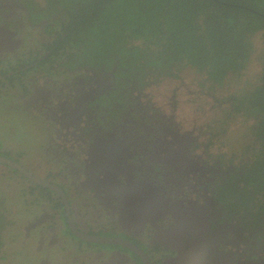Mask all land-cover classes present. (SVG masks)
<instances>
[{
	"label": "flooded vegetation",
	"instance_id": "flooded-vegetation-1",
	"mask_svg": "<svg viewBox=\"0 0 264 264\" xmlns=\"http://www.w3.org/2000/svg\"><path fill=\"white\" fill-rule=\"evenodd\" d=\"M30 13L23 0H0V116L2 131L20 117L39 127L41 139L29 147L38 161L25 160L26 152L12 157L9 147L0 155L56 189L0 163L31 189L20 249L9 252L4 244L0 264H264V241L254 238L260 226L250 227L258 213L228 208L223 199L233 188L238 194L251 188L243 174L253 141L239 159L210 154L209 137L200 142L207 133L180 130L174 114L142 102L143 87L116 76V66L89 64L77 54L43 62L51 48H37V60L24 66L7 64L29 56L26 26H47ZM26 247L33 255L23 262Z\"/></svg>",
	"mask_w": 264,
	"mask_h": 264
},
{
	"label": "trees",
	"instance_id": "trees-1",
	"mask_svg": "<svg viewBox=\"0 0 264 264\" xmlns=\"http://www.w3.org/2000/svg\"><path fill=\"white\" fill-rule=\"evenodd\" d=\"M23 1L31 9V21L46 19L47 26L43 29L53 34V38L41 42L45 52L51 48L43 62H57L63 55L82 57L81 52L86 50L83 57L92 64L116 66V76L131 79L142 87L149 82L144 79L176 76L187 67L205 76L201 86L205 81L211 83V88L219 86L228 75L233 72L240 75L246 69L254 53L252 37L257 32L264 43V0H45L44 5L36 0ZM34 14L38 15L37 19L33 18ZM262 58L264 65V52ZM35 59L16 62L10 59L6 63L20 67ZM16 78L18 75L12 74L7 82ZM228 115H240L252 122L248 132L256 146L243 174L251 188H244L241 194L233 188L223 199L228 208L243 205L258 213H251L254 218L250 227L256 231L260 226L254 238L264 241V71L259 84L234 99L233 109L226 118H230ZM224 118L220 126L224 125ZM219 131L217 135L224 133V128ZM250 150L247 147L241 156ZM228 161L232 162V158ZM15 182L23 185L22 180ZM20 191L23 200V195L31 189ZM3 192L0 252L5 244L3 233L11 224ZM233 194L241 200L234 202ZM12 233L11 237L15 238V232Z\"/></svg>",
	"mask_w": 264,
	"mask_h": 264
},
{
	"label": "rangeland",
	"instance_id": "rangeland-1",
	"mask_svg": "<svg viewBox=\"0 0 264 264\" xmlns=\"http://www.w3.org/2000/svg\"><path fill=\"white\" fill-rule=\"evenodd\" d=\"M36 1L41 5H44L46 2L45 0ZM260 1L262 2L263 0ZM40 13L41 12H39V14ZM37 17L38 15H33L34 19H37ZM16 22L18 25L19 19H17ZM23 22H25V19H23ZM43 28H30L26 26L23 30V36L26 38L23 51L24 53L28 52L29 56L27 59L29 58V60L33 57H36L35 60H37L38 55L41 54L37 53V55H35V52H33L34 50H38L37 48L41 49V40L53 38V34L44 31ZM54 28L56 27H53V29ZM252 42L254 44V53L252 54L250 63L242 74L236 75L237 73L233 72L235 74L228 75L225 82L213 88H211V83L209 81H205L206 84L201 86L200 82L205 80V76L196 73L193 68L189 67L179 71L176 76L159 77V79H144L149 82L143 85V92L141 91L142 102H147V99L150 100V103L165 116L174 114L173 119L175 123L179 125L180 130H191L193 134H198V128H201L203 132L207 133V136L205 137L202 133L200 142L206 141V138L209 137L211 142L209 147L210 154H224L227 157L235 155L236 158L239 159L245 146L252 141V137H250L248 132L251 121L245 120L244 117L240 115H228L230 118H226V115L233 109L234 99L259 84V79L262 77L264 71L262 61L264 43L260 32H257L252 37ZM85 53L86 50L81 52L83 55H86ZM35 60H31L30 62L32 63ZM84 61L92 64L86 56L84 57ZM31 72H29V76ZM33 72H35V70ZM2 95L4 94L2 93ZM2 111L3 109L1 112ZM12 118L16 120L14 117ZM20 118V121L14 122V128L7 126L8 129L3 131L4 134L0 135V140L3 141L0 142V147H9V152L13 154L12 157H16L17 155L20 156L26 152L27 157H25V160L28 158V161L35 163L38 161V156L35 154L34 148L33 150H29V147L30 144L34 142V139H41L40 136H35L36 132L39 131V127L38 129L35 127L33 130L31 128L33 125L31 121L23 119V117ZM222 118H224V125L220 126L222 125V123L220 124ZM0 119L4 122V115L0 117ZM155 127L156 124H154V128ZM222 127L224 128V133L217 135V132H220L219 128ZM212 133L214 135H211ZM4 142H6L7 145H5ZM197 151L202 154V151L199 149ZM202 155L204 156V154ZM28 165L32 166L31 163H28ZM17 173L18 172H13L10 168L0 166V194L4 190L3 193L6 197V215L7 218L11 220V224L7 226V229L5 228L3 233L5 244L9 252L14 250V248L20 249L18 243L21 238H23V219L27 215L26 200L28 199V195H23V201L22 198H20V190L21 188L24 190L26 183L22 182L23 185H21L15 182L16 179L20 182L21 180L23 181V178ZM15 228L22 233L15 232L16 237L12 238L11 236L14 235L12 232ZM32 255L33 253L29 247L24 248L22 255L23 262L27 257ZM25 263L31 264V261L27 259Z\"/></svg>",
	"mask_w": 264,
	"mask_h": 264
},
{
	"label": "water",
	"instance_id": "water-1",
	"mask_svg": "<svg viewBox=\"0 0 264 264\" xmlns=\"http://www.w3.org/2000/svg\"><path fill=\"white\" fill-rule=\"evenodd\" d=\"M0 29H2V28H0ZM2 30H4V29H2ZM2 34L5 35V34H7V32H4ZM0 162L7 165V166L12 167V168H17L18 170H20V172H22V173L24 172L26 174V176H28L32 181H34L38 184H41L42 186H47V187H50L52 189H56V187L53 184H50V183L45 182V181H40L36 177L31 176L27 171H24L23 167H21L17 162H15V161L7 158V157L0 155ZM59 192H60V190H59ZM119 193L121 194V196H123L124 194L127 193V191L121 190ZM107 240L108 239H98V241H105V242Z\"/></svg>",
	"mask_w": 264,
	"mask_h": 264
},
{
	"label": "crops",
	"instance_id": "crops-1",
	"mask_svg": "<svg viewBox=\"0 0 264 264\" xmlns=\"http://www.w3.org/2000/svg\"><path fill=\"white\" fill-rule=\"evenodd\" d=\"M3 129H4V128L2 127V128L0 129V132H1ZM4 131H5V130H4ZM0 142H3V141L0 140ZM4 144L7 145L6 142H4ZM0 148H1V150H6L8 147L6 148V146H3V147H0ZM6 153H8V154H12V153H10L9 151H8V152L6 151Z\"/></svg>",
	"mask_w": 264,
	"mask_h": 264
},
{
	"label": "clouds",
	"instance_id": "clouds-1",
	"mask_svg": "<svg viewBox=\"0 0 264 264\" xmlns=\"http://www.w3.org/2000/svg\"><path fill=\"white\" fill-rule=\"evenodd\" d=\"M0 117H2V116H0ZM4 121H5V119H4ZM3 123H4V122H2V120L0 119V129L3 127ZM1 134H4L3 131L0 132V135H1ZM9 159H11V158H9ZM11 160H13V159H11ZM13 161H15V160H13ZM15 162H16V161H15ZM0 163H1V162H0ZM1 164H3V163H1ZM3 165H5V164H3ZM6 166H7V165H6Z\"/></svg>",
	"mask_w": 264,
	"mask_h": 264
}]
</instances>
